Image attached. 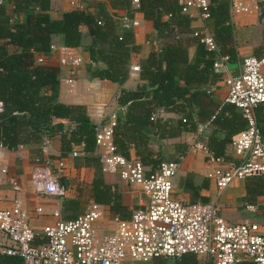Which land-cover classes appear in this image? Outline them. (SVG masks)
<instances>
[{
	"label": "trees",
	"instance_id": "1",
	"mask_svg": "<svg viewBox=\"0 0 264 264\" xmlns=\"http://www.w3.org/2000/svg\"><path fill=\"white\" fill-rule=\"evenodd\" d=\"M8 2L0 3V100L4 103L0 110V146L16 149L22 144L35 145L39 148L36 158L42 162L43 136L62 133L64 150H70L73 143L82 144L84 153H91L86 156L96 168V176L91 185L78 183V191L87 189L93 202L109 205L112 217L123 218L126 207L99 174L101 163L94 153L96 124L83 106L58 100L60 66L38 62L36 54L50 50L55 34L62 35L65 46H80L82 28L86 26L92 42L85 50L89 59L99 64L88 67L89 76L123 84L129 75L131 53L136 48L134 30L119 32L111 15L86 9L66 11L62 18L53 19L49 13L50 0ZM230 5L231 0H210L206 26L216 44V49L211 50L195 35L198 30L192 28L190 17L182 13L177 0H140L138 10L152 21L156 35L149 40L152 44L149 55L140 61L144 83L135 89L122 88L118 96L120 111L114 116L113 133L119 153L130 157L133 149L135 156L152 171L163 161L178 160L152 145L161 138L178 136L201 122L211 129L206 141L209 152L215 158H227L228 144L247 126L241 109L222 101L210 89L220 78L213 70L219 55L231 60L237 57ZM21 14L24 19L16 22L14 17ZM128 17L132 18L129 12ZM193 44L197 51L190 59L189 47ZM260 48L264 45L257 48L258 57L264 55ZM159 109L174 112L178 117L158 116ZM255 114L264 129V104L255 108ZM56 118H67L69 126L65 128L64 123L55 122ZM257 180L261 182L259 187L247 188L246 201L250 204L257 196L264 195V179ZM208 185V178L199 183L193 173L183 180L192 202L209 201L200 192ZM161 262L162 259H156L134 264ZM22 263L15 256L0 258V264ZM177 264H197V259L187 254Z\"/></svg>",
	"mask_w": 264,
	"mask_h": 264
},
{
	"label": "built area",
	"instance_id": "2",
	"mask_svg": "<svg viewBox=\"0 0 264 264\" xmlns=\"http://www.w3.org/2000/svg\"><path fill=\"white\" fill-rule=\"evenodd\" d=\"M177 1L182 13L193 16L192 9H195L204 21L209 17L210 0ZM131 3L134 8L140 6V0H131ZM231 3L236 14L251 11L248 3L243 5L237 0ZM137 25L136 19H123L126 29L134 30ZM195 35L208 49H216L207 26ZM59 52V65L66 66L71 74L84 64L82 53L74 47L61 46ZM37 61L46 60L37 56ZM130 68L141 70L140 64ZM213 70L220 74L227 87L224 102L240 108L247 121V126L231 143L239 162L213 157L202 141L193 144L207 156L210 168L206 176L217 187L215 198L208 202L176 198L174 177L183 157L163 161L149 171L136 156L127 157L117 151L113 133L116 122L113 126L99 123L94 153L99 157L101 170L139 185L146 203L135 208L129 218L113 217L112 233L101 232L105 212L95 202H90L75 219H59L44 226L39 233L31 226L22 201L15 199L10 206L0 208V258L3 255L19 257L22 264H134L156 259L163 260L159 264H177L184 255L192 254L197 264L200 259L204 264H264V207L245 203L246 209L260 219L230 222L221 214L219 202L222 191L232 184L264 177V129L255 114V108L264 104V55L244 57L237 71L230 68L228 56L219 55ZM3 108L0 100V110ZM79 154L78 150L72 151L74 157ZM38 183L45 195L64 193L63 186L50 172L42 173ZM41 238L43 241H39Z\"/></svg>",
	"mask_w": 264,
	"mask_h": 264
},
{
	"label": "crops",
	"instance_id": "3",
	"mask_svg": "<svg viewBox=\"0 0 264 264\" xmlns=\"http://www.w3.org/2000/svg\"><path fill=\"white\" fill-rule=\"evenodd\" d=\"M238 2L250 4L251 11L236 14L230 5V18L233 27V39L237 51L235 60L229 58V66L237 71L239 63L244 57L257 56L258 47L264 45V0H237ZM0 3L8 4V0H0ZM75 9H86L94 13H106L115 20L119 32L126 29L123 26V19L128 17V12L132 15L131 19H136L138 25L134 29L135 50L131 53L130 66L140 64V61L147 58L151 50L152 39L156 32L151 20L146 19L144 14L134 8L131 0H50L49 13L53 19H60L63 13ZM193 16L190 17L192 28L205 30L204 21L197 10L192 9ZM24 15H16L14 20L21 22ZM92 42L88 28H82L81 44L74 47L84 57V64L70 73L66 66L59 65V48L65 46L62 35L55 34L52 37L50 50L45 53H37L42 56L47 63L60 66L58 100L65 104L81 105L94 124L107 123L114 125L115 114L120 111L118 96L122 88L135 89L144 81L140 76V71L129 70V75L123 84L108 79H94L89 76L88 67L98 66V63L91 61L86 52V47ZM262 49V50H261ZM197 46L189 47V57L193 59L196 55ZM264 51V48H260ZM232 64V66H231ZM72 79V80H71ZM210 89L224 101L227 96V87L220 78L216 80ZM158 116L167 118H177L178 114L159 109ZM55 122H62L65 128L69 126L67 118H56ZM210 127L204 123H195L192 129L186 130L175 137L161 138L159 143L152 146L159 150L161 147L172 159L183 157L180 161L178 173L174 178V196L178 199L190 200L189 194L183 187L184 178L193 173L196 175L197 182L207 178L210 165L207 163L206 154L193 147L196 141L206 143L210 134ZM42 149V162H37L38 152L35 145H19L16 149H8L0 146V208L10 206L15 199H20L24 208L28 212L31 226L39 233L44 226L52 225L57 220H67L76 217L83 212L90 202H93L84 189L82 193L78 191V183L91 185L96 176V168L87 160L91 153H84L83 145L73 143L70 150L62 148V133L58 132L53 136H43L40 143ZM78 150L79 156H72V151ZM131 156H135L131 150ZM226 155L228 160L239 162L240 158L234 155L231 143L228 144ZM50 172L60 186H63L64 193L58 195H45L39 185L42 173ZM105 184L110 186L111 191L119 195L122 205L127 209L123 218H129L135 208L141 207L146 203V196L139 185L129 184L116 173H99ZM264 179V177H262ZM250 178L247 180H254ZM16 181V184L14 183ZM246 181V180H245ZM236 182L222 191L219 200L221 214L230 222H239L249 219L240 215V210L246 209L247 191L244 195L242 184ZM202 195L208 196L212 200L217 196V187L212 180H209L208 187L203 186L200 190ZM264 195H259L252 203L264 207ZM102 205L106 220L101 222V232L112 233L115 229L112 221L109 205ZM41 208V211H37ZM252 213L250 210L246 209ZM58 212L59 216L55 213ZM235 219V220H233Z\"/></svg>",
	"mask_w": 264,
	"mask_h": 264
},
{
	"label": "rangeland",
	"instance_id": "4",
	"mask_svg": "<svg viewBox=\"0 0 264 264\" xmlns=\"http://www.w3.org/2000/svg\"><path fill=\"white\" fill-rule=\"evenodd\" d=\"M231 66H232V64H231ZM241 183H243L241 188H242V190H244V195L246 194V191H247L248 186L259 187V185L261 184V182L259 180H257V179H254V180H246V181L244 180ZM221 197H222V194L219 196V200L221 199ZM244 205H245V203L243 204V207H244ZM240 215H242L243 218L244 217H248V218H251V219H257V220L260 219V216L254 214V213L248 212L245 208L242 209V210H240ZM233 220H235V219H233ZM199 263L200 264H204V260L203 259H200L199 260Z\"/></svg>",
	"mask_w": 264,
	"mask_h": 264
}]
</instances>
